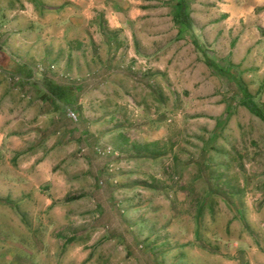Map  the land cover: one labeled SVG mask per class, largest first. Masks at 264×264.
<instances>
[{
	"label": "rangeland",
	"instance_id": "1",
	"mask_svg": "<svg viewBox=\"0 0 264 264\" xmlns=\"http://www.w3.org/2000/svg\"><path fill=\"white\" fill-rule=\"evenodd\" d=\"M241 1L0 0V264H264V122L194 42L264 107Z\"/></svg>",
	"mask_w": 264,
	"mask_h": 264
},
{
	"label": "trees",
	"instance_id": "2",
	"mask_svg": "<svg viewBox=\"0 0 264 264\" xmlns=\"http://www.w3.org/2000/svg\"><path fill=\"white\" fill-rule=\"evenodd\" d=\"M177 12L178 13L176 14V16H177L176 22L183 25L185 27V29L188 30L189 32H192L193 20H192L190 10H189V7L187 5L186 0H179V2H177ZM194 42H195L197 49H199L201 52H203V54L205 56L206 64L211 69H213V71H215L218 74L225 75L229 80L236 83L238 90L240 92V99H239L240 103L244 107H246L252 114L256 115L257 117H259L264 122V107L262 106V104L258 103L255 100V97L253 96V94L248 89V86L246 85L244 80L240 76H238L236 73L232 74L233 71H228V70L223 69L220 66V64L217 63V60L208 56L205 53V50L203 49L202 45H200V43L197 39H195ZM233 67H235V66H233ZM47 84H48V86H46V87H47L48 91L55 96V101H54L55 104H58V100L59 101L62 100L66 105L73 104V102H74L73 94H72V91L70 89L62 87L56 83H47ZM65 89H67L69 91V95ZM219 120H221V119L219 118ZM214 134H216V135L213 136V140H215L217 137V133H214ZM153 144L154 143H151L150 145H153ZM150 145H149V147H150Z\"/></svg>",
	"mask_w": 264,
	"mask_h": 264
},
{
	"label": "crops",
	"instance_id": "3",
	"mask_svg": "<svg viewBox=\"0 0 264 264\" xmlns=\"http://www.w3.org/2000/svg\"><path fill=\"white\" fill-rule=\"evenodd\" d=\"M218 4L220 5V10L221 12H223L222 14L218 15V18L215 19L216 22L213 23V27H216V25L222 26V23L227 22L229 19H234L233 22H237L239 20H241L242 18H246L245 17V12L248 9L247 5L245 3H243V1H238V0H217ZM211 3H214L213 1H211ZM257 4H264V0H261L259 3ZM256 5V4H255ZM254 7V6H253ZM140 12L138 11H133L131 13V16H136V14H139ZM235 15V16H234ZM191 17L193 18L192 20H194V17L191 15ZM219 21V22H217ZM230 25H235V23H232ZM264 25V23H263ZM230 30V29H229ZM215 31L214 32H208L206 34L207 36V42L211 45H217L216 42H220L219 40L221 39L220 33L221 31H217V34L215 35ZM195 34V33H194ZM228 35V33H227ZM223 38V37H222ZM262 41L261 43L263 44L262 46H264V35L261 37ZM246 42V41H245ZM242 42V43H245ZM219 46V45H217ZM251 47H253V44L250 45ZM259 46V45H256ZM264 50V47H262ZM6 97V95H5ZM7 98V97H6ZM3 140L0 139V145L2 144Z\"/></svg>",
	"mask_w": 264,
	"mask_h": 264
}]
</instances>
